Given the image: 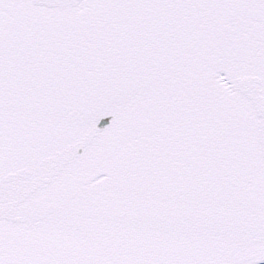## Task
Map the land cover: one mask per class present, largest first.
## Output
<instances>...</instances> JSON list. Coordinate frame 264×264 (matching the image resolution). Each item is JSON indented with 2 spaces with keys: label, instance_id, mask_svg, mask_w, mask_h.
<instances>
[{
  "label": "snow or ice",
  "instance_id": "6c2138e0",
  "mask_svg": "<svg viewBox=\"0 0 264 264\" xmlns=\"http://www.w3.org/2000/svg\"><path fill=\"white\" fill-rule=\"evenodd\" d=\"M0 264H264V0H0Z\"/></svg>",
  "mask_w": 264,
  "mask_h": 264
}]
</instances>
